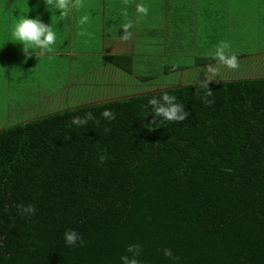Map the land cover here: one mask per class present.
Segmentation results:
<instances>
[{"label": "trees", "instance_id": "1", "mask_svg": "<svg viewBox=\"0 0 264 264\" xmlns=\"http://www.w3.org/2000/svg\"><path fill=\"white\" fill-rule=\"evenodd\" d=\"M125 56L108 59L127 71ZM202 83L0 129V264H120L135 243L143 264H174L164 248L180 264H264V76L212 79L211 105L197 99ZM163 91L184 103V121L152 123L148 100ZM89 111L99 124L71 125ZM28 203L36 213L22 216ZM67 228L85 244L66 245Z\"/></svg>", "mask_w": 264, "mask_h": 264}, {"label": "crops", "instance_id": "2", "mask_svg": "<svg viewBox=\"0 0 264 264\" xmlns=\"http://www.w3.org/2000/svg\"><path fill=\"white\" fill-rule=\"evenodd\" d=\"M80 2L86 7H72L67 17L56 21L58 34L56 45L49 51L30 49L32 54L25 58V54L21 51L22 45L9 40L15 21L29 8L26 15L35 17L37 13H40L41 19L50 23L52 12L46 8L44 0H39L38 5L37 0H0V129L57 112L51 110L58 103L57 96L62 100L66 94L65 102L71 108L113 99L105 98L92 102H82V99L86 98V93H79L71 97L70 89L74 85L87 83V77L91 76L90 73H96V79L105 78V84L120 82L118 74L121 71L133 75L136 68L135 53L131 51L132 49L130 50L128 44L143 42L145 37H149L146 41H151L153 34L161 36L160 41L165 43L169 36L176 37L174 40H178L179 35V58H181L191 54L183 49L181 43H187V46L191 47L192 43L194 45L197 43H216L220 39L231 41L229 38H232L233 35L237 37L238 34L234 30L229 32L228 20L230 18L227 20V13H229L231 17L243 19V25L242 23L238 25L245 28L244 35L248 36L253 31L254 34L252 35L260 36V40L262 39L264 42V0H196L194 9H189L191 20L196 21L195 32L186 31L182 37L183 40L180 38L178 24L182 9L179 0H80ZM138 3L149 6V12L146 16H141L136 12ZM33 5H37L35 10H33ZM124 7H127L129 19L133 21L132 27L128 30L132 35L127 40L121 37L124 31L122 24L126 21L120 10ZM1 11L3 12L2 16ZM85 12L90 15V23L85 26L90 35L81 36L79 34L81 26L78 24V20ZM234 13L236 14L234 15ZM55 14L59 15V10L53 13V15ZM222 18L223 20H221ZM220 20L223 23L220 24ZM218 25H220L219 29H217ZM175 26L178 28V32H176ZM189 34L193 37H188ZM137 36L139 39L133 40V37ZM92 41L97 43V52L94 54L102 62L99 63L97 69H89L87 64L88 58L93 52H83L79 46L83 43L92 45ZM75 44H78L76 48ZM202 48H206V46H202ZM114 55H129L131 57V59L127 56L123 58L127 71L110 62L108 57ZM205 57L209 56L197 55L191 63L199 66L216 62L210 60L205 63H196L198 59ZM187 63L186 61L179 62L185 66H188ZM56 67L61 69L64 76L67 77L60 78ZM76 69H79L78 72ZM75 73L77 74L75 75ZM134 77L136 78L126 83L135 91L138 89L132 94L176 86V84H171V81H168L165 86L164 82L161 81L154 85L156 87L154 89H152L153 87L143 88L146 85L145 81L151 79L152 76L136 74ZM78 89L80 90L81 87ZM35 93L34 99H23L24 96L29 97ZM38 102L42 104L33 106ZM21 107H25V109L22 110ZM34 107L39 114L29 116V119L24 118L27 116L24 114L34 111ZM39 107H45L44 111H41ZM67 108L69 106H63L58 111ZM17 119L19 121H16Z\"/></svg>", "mask_w": 264, "mask_h": 264}, {"label": "rangeland", "instance_id": "3", "mask_svg": "<svg viewBox=\"0 0 264 264\" xmlns=\"http://www.w3.org/2000/svg\"><path fill=\"white\" fill-rule=\"evenodd\" d=\"M179 3L182 5L181 9V15L179 16V32H180V38L183 40V36L185 35L186 31L195 32L196 28V21L193 19L191 20L189 9L196 6V0H179ZM236 13H234L235 15ZM3 15V12L1 11V16ZM204 19V17H202ZM230 18V19H229ZM229 19V20H228ZM223 20V18L221 19ZM220 20V24L223 23V21ZM227 20L228 24L230 26L229 32L231 30H234L237 32L236 36H231L232 38H229L231 41L230 44L232 46V51H235L238 56V62L239 67L236 69H229L225 67L222 64H219L218 62H211L209 64H201V65H193L191 62L194 60L197 55L199 56H207L206 53L212 49V47L215 45V43H197V45L191 44V47L187 46V43H181L183 49L191 54L188 56H183L179 58V35L178 40L176 37L169 36L167 39V42H161V36L158 34H153L151 36V41H146V39H149V37H145V41L143 42H137L133 43L128 46H130V50L135 53V63L136 68L133 75L125 74L124 72H120L118 74V77L120 78V82L114 83V84H105L106 79L103 77H100V79L97 78L96 73H90L91 76L87 77V83L77 84L71 87V97L76 96L79 93H86V98L82 99V102H89V101H97L105 98H116V97H124L129 94L134 93V89L131 88L129 84H126L127 82H131V79H134V75H150L152 76L151 79L145 81L146 85L143 86V88H156L154 85L159 84V82H164V85L166 86L168 84V81H171V84H185V83H196V82H202L206 78H212V74L207 72V66L208 65H214L217 68V72L215 74V78L213 79H227V78H246V77H261L264 76V45L262 47V44H264L263 40H260L259 37H255L252 31L248 36L245 34V28L240 27L238 24H241L243 22V19L237 18V17H231L229 13H227ZM243 25V23H242ZM218 25V28L219 29ZM176 32H178V28L174 27ZM247 28V27H246ZM202 29V27H201ZM242 34V36H241ZM188 37L192 38L190 34ZM95 38V37H94ZM247 38V39H246ZM139 37H133V40H137ZM246 39V40H245ZM259 39V41H258ZM93 44H86L83 43L79 46H81V50L83 52H93V54L88 58V66L89 69H97L99 66V63H102L101 60H99V57H97L94 52H97V43L92 41ZM78 44H75V48ZM126 46V43L124 44ZM207 45H209L207 47ZM202 46H206V48H202ZM201 47V48H200ZM174 49V50H172ZM206 49V50H205ZM124 52H127V50H124ZM196 53V54H195ZM78 57V54H77ZM180 61H186L188 62V66L183 68L182 70L177 71H168L170 69V66H177L179 65ZM191 64V65H190ZM79 69H76L78 72ZM57 73L60 75V78H66L67 76H64L63 71L61 69H58L56 67ZM206 71V74H205ZM77 73H75L76 75ZM116 76V74H115ZM126 80H125V78ZM59 79V77H58ZM166 82V83H165ZM81 89L79 90L78 88ZM110 87H113V89H110ZM159 88V87H157ZM142 90V89H139ZM146 90V89H143ZM138 91V89H136ZM135 91V92H136ZM50 92V91H49ZM24 96V95H23ZM36 97V93L29 97H23V99H34ZM84 97V96H83ZM57 104L55 107L51 110L58 111L60 108L67 107L71 108L70 105H67L65 102L66 94L62 97V100L59 96L56 97ZM42 103L38 102L36 105H41ZM60 106V107H59ZM22 110L25 109V107H21ZM41 111H44L45 107H39ZM37 109L34 107V111H29L25 113L24 118H28L29 116H36L39 114ZM23 118V117H22ZM16 121H19L17 119Z\"/></svg>", "mask_w": 264, "mask_h": 264}, {"label": "clouds", "instance_id": "4", "mask_svg": "<svg viewBox=\"0 0 264 264\" xmlns=\"http://www.w3.org/2000/svg\"><path fill=\"white\" fill-rule=\"evenodd\" d=\"M44 3L46 8L52 12L50 23H46L43 19H41L40 13H37L35 17H29L26 15L29 11V8H27L25 14L20 15L13 25L9 40L18 42L22 45L21 51L25 54V58L32 54L29 51L30 49H40L41 51L51 50L56 45L58 39L56 21L67 17L72 7H86L80 2V0H44ZM38 4L39 0H37V5ZM37 5H33V10H35ZM56 10H59V15H53V13H56ZM120 11L126 21L122 24L124 31L121 37L122 39L127 40L132 35V33L128 30L132 27L133 21L129 19L127 7L121 8ZM136 12L141 16H146L149 12V6L144 3H138L136 5ZM89 23L90 15L85 12L78 20V24L81 26L79 33L81 36L90 35L85 27ZM206 55L229 69H236L239 67L237 53L232 51L230 42L225 39L218 40L212 49L206 53ZM207 69L208 72L212 74V78H206L203 81V90L198 89L197 99L203 100L205 104L211 105L214 103V98L209 99V97H213V92L209 88V82L215 78L217 68L210 64L207 66ZM158 96L153 95L148 100V105L151 106L150 111L153 115L152 123L154 125L156 124V117L161 118L160 122L184 121L188 117L189 112L185 110L184 103L178 101L176 95L163 91ZM101 116L109 121L115 119V113L110 108H104L101 112ZM89 121L99 124V120L96 118L95 114L89 111L83 116H73L71 125L84 126L87 125ZM105 131H110V129L105 128ZM101 159H103V157H101ZM17 207L22 216H32L37 210L35 205L32 203L19 204ZM63 239L64 243L68 246H83L85 244L83 235L75 228L65 229ZM141 251V244H128L126 247V253L128 254H122L120 256V264H143V262L138 258ZM163 254L166 257L171 258L174 264H180V257L178 255H174L171 248H164Z\"/></svg>", "mask_w": 264, "mask_h": 264}]
</instances>
